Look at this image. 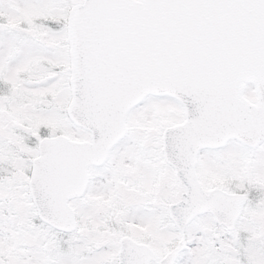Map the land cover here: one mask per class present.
<instances>
[{"label": "snow or ice", "instance_id": "snow-or-ice-1", "mask_svg": "<svg viewBox=\"0 0 264 264\" xmlns=\"http://www.w3.org/2000/svg\"><path fill=\"white\" fill-rule=\"evenodd\" d=\"M0 264H264V0H0Z\"/></svg>", "mask_w": 264, "mask_h": 264}]
</instances>
